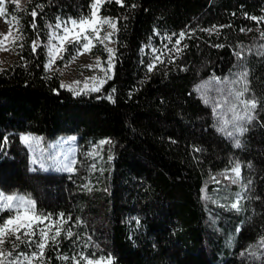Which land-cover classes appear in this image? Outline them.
I'll list each match as a JSON object with an SVG mask.
<instances>
[{
    "label": "trees",
    "instance_id": "obj_1",
    "mask_svg": "<svg viewBox=\"0 0 264 264\" xmlns=\"http://www.w3.org/2000/svg\"><path fill=\"white\" fill-rule=\"evenodd\" d=\"M91 4L27 0L16 9L7 3L23 39L13 63L0 71V188L27 193L39 214H63L64 231L45 249L44 264H70L77 252L109 256L111 264H264L241 255L264 237V56L256 54L264 40L258 31H240L264 32V20L248 18L264 17V0H123V6L105 0L100 14L118 21L111 78L99 92L74 95L44 67L48 25L58 17L88 16ZM214 25L224 27L203 31ZM181 31V48L188 47L149 73L146 45L167 36L174 41ZM241 44L245 58L238 61L234 50ZM241 64L249 70L246 96L259 103L236 147L217 131L212 104L197 88ZM22 133L46 140L76 135L74 170H32ZM101 140L110 143L102 144L101 169L93 171L86 153ZM234 159L251 182L241 210L207 206L201 192L206 178Z\"/></svg>",
    "mask_w": 264,
    "mask_h": 264
},
{
    "label": "snow or ice",
    "instance_id": "obj_2",
    "mask_svg": "<svg viewBox=\"0 0 264 264\" xmlns=\"http://www.w3.org/2000/svg\"><path fill=\"white\" fill-rule=\"evenodd\" d=\"M12 2L16 3L17 8H20L19 0H12ZM107 2H115L117 4H120L123 6V0H107ZM105 3V0H92L91 7V14L88 16H83L79 20L68 18L67 20H60V18H57V22L55 23V29H62L63 35H57L55 33L51 34L49 37V45L48 48V55L49 60L44 65L45 69H49L52 67V65L55 63L56 59L58 58L57 55H54V52L58 53L60 51L66 50L68 46L70 45H82L83 49L85 51H89L93 47V34H95V39L98 40L101 44L104 43L105 40L111 42V37L113 32L117 31V24L118 21L113 20L110 17L100 16L99 15V9L101 5ZM42 6L37 5L36 8H34L31 12V16L33 17V23L31 24V27L33 29L36 28L35 24V18L37 15H39V12L37 11L38 8ZM132 7H135V5H132ZM6 11V4L5 0H0V14L5 13ZM247 15V14H246ZM249 19L253 21H259L264 20V17H256L251 16L248 17ZM19 21L17 22V31H19ZM68 25H72V28H69ZM79 26L78 30L76 29V26ZM107 25L111 31H108L104 34V36L101 38L99 34V30L104 26ZM49 27H52L51 25ZM218 27L222 28L224 26H212V28L209 29H203V31L209 32L210 34L217 31ZM241 32H251V29H240ZM10 34V33H9ZM7 35H5V39H7ZM260 38L264 40V32H260ZM185 32L181 31L179 33V38L175 40V44L171 49H168V51L175 52V56H171V62H175V60L179 57V55L182 53L183 49H186L188 47L187 44H183V47L181 48V42L185 39ZM55 37L56 39L60 40V48H56L54 44H52V39ZM15 39H23L22 36H17ZM166 40L171 41L173 39L172 36L165 37ZM85 41H87L85 43ZM3 42L0 41V44ZM217 48H223L225 47L224 44H215L213 45ZM32 50L35 53L37 51V42H32ZM40 47H43V45H40ZM146 47H151L152 53H157L160 50L156 47H152L149 43L146 45ZM167 48V44L164 46ZM237 48L240 49L239 51L234 50V55L237 57L238 61H243L244 56V46L237 45ZM4 50H8L5 48ZM107 52L109 53V61L107 65V69L105 70V75L107 76V71H110L113 68V59L115 56L114 50L112 48H107ZM141 52L144 51V48L142 47L140 49ZM77 52H79V48H77ZM249 53H251V49L248 50ZM257 55L264 56V43L260 44L258 46V50L256 52ZM157 62L163 63L164 61L161 59L160 56H155L152 62L148 63L146 65L147 71L149 73L153 72V70L157 66ZM142 63H144L142 61ZM97 66H99V58H97ZM86 67H92V65H87ZM3 69H0L2 71ZM233 78L230 77H216L213 76L210 78V81L204 82L197 90L201 91L202 93V99L205 104H212V114L217 119L218 127L217 131L223 133L229 138L235 139V146L240 147L241 140L238 138V136H243L245 132L248 131V128L245 126L247 124H250L254 119L255 115L254 112L257 109L259 101L253 96L246 98L245 94L250 92V80H249V70L247 67H245L243 64L240 65V70L234 72L232 74ZM110 79L111 77H107ZM92 79H95L93 77ZM211 81H214L217 84H223L225 85L224 88L214 89L218 93L221 94V96H227L228 99L224 100L223 102L221 100H216L213 98H210L208 96V86ZM104 81H102L103 83ZM76 83H79L78 81ZM239 85V87H236ZM64 87L65 85H61ZM81 91H84L83 89ZM90 91L99 92V87H93L90 89ZM114 91V90H113ZM74 95L81 94L80 92H74ZM108 99H112L111 96L108 97ZM227 105L226 109L224 105ZM230 113V116L228 115ZM243 122V123H241ZM232 126V130H228V126ZM238 134V135H237ZM69 139L75 140V137H70ZM20 140L23 144L29 145L30 142L33 140H36V138L31 137L29 135H21ZM39 141H37L38 143ZM4 143H8V138H4ZM101 144L104 143H110V141H101ZM111 159V157H109ZM34 164L36 163V160L32 161ZM76 162L75 160H67V162L62 164V167L60 170L72 172L73 167ZM41 167H43V162L40 164ZM34 170V169H33ZM229 172L231 173L229 175ZM222 175L225 176L226 179H229L232 184H237L240 181L241 178V165L237 162L234 164L233 167H231L228 172L223 173ZM218 182V181H217ZM249 181V185H250ZM247 188V185H245ZM244 199V197L240 193L235 194V200L230 203V205H227L232 210L240 211L241 210V201ZM34 205L35 201L27 198L24 195L14 194V195H5L3 192H0V214L4 212H13L14 215L8 217L7 219H3L2 224H0V246L4 245L5 243H11V249L4 250L3 247H0V264H32L33 260L37 258L38 254L36 251H32L31 254L20 252L19 248L22 243L25 242V240L28 241V243H32L33 241L30 240V237H33L35 235L34 231H28L29 229H34L38 224L44 223L45 220L49 219V217H41V215L34 214ZM2 218V217H0ZM60 218L63 219V214H60ZM239 231V229L237 230ZM61 234L60 227H56V233L55 235L49 236V233L46 231L41 230V237L40 242L35 245L37 249H39V256H43L44 249L46 247V244L49 240L54 244L56 242V237ZM23 236V239H22ZM67 236L72 237L73 233L71 230L67 231ZM14 238V239H13ZM19 242V243H17ZM256 250H253V246L249 247V250L247 253H242L241 255H251L254 259H261L264 260V251L260 252V255L257 256V251L260 249H264V237H262L255 246ZM64 259H69V257H64ZM76 264H101L100 261H94L92 259H88L86 255H80L77 257H72ZM109 264H111V257H109Z\"/></svg>",
    "mask_w": 264,
    "mask_h": 264
},
{
    "label": "rangeland",
    "instance_id": "obj_3",
    "mask_svg": "<svg viewBox=\"0 0 264 264\" xmlns=\"http://www.w3.org/2000/svg\"><path fill=\"white\" fill-rule=\"evenodd\" d=\"M26 1L27 0H19L20 8L26 3ZM8 2H12V0H5L6 11L5 13L0 14V41L3 42L2 44H0V69L8 67L13 63V61L16 58L17 48L21 40V39L19 40L15 39L18 35L20 36V32L17 31L18 20L14 14L12 13L10 14L7 11ZM13 4L15 5L16 9H19L17 8L16 3L13 2ZM99 15L102 16L100 14V9H99ZM68 18L79 20L81 17L79 18L64 17V18H60V20H67ZM56 22L57 20L54 23L48 25V38L46 41V63L49 60L48 48L50 47V45L48 42L50 35L53 33L57 35L64 34L62 29H55L54 26ZM50 25L52 27H49ZM68 27L72 28L73 26L68 25ZM78 28L79 26L77 25L76 29L78 30ZM252 30L258 32L262 31L259 27H253L251 28V31ZM108 31H111V29L107 25H104L99 30V34L101 38ZM115 33L116 31L113 32L112 34L111 42L105 40L103 44H101L98 40H96L95 34H93V47L89 51H85L82 45L77 44V45H70L67 47L66 50L60 51L58 53L54 52V55H57L58 58L56 59L55 63L52 65L51 68L46 69L47 73L48 74L56 73L57 75H59L61 84L65 85L64 87L69 88L74 92H87L90 91V89H92L93 87H99L101 89L105 81L108 79L107 77H110L112 73V69H111L110 71H107V76L105 75V70L107 69V65L109 61V53L107 52L106 49L112 48L113 50H115ZM248 33H249L248 31H245L246 35H248ZM6 34H8L7 39H5ZM163 40H160L159 44L150 43L152 47L158 48L160 50L159 52L154 54L152 53L151 47L147 48L146 53L150 56L149 58L151 62L155 56H160L162 60H168L170 59L171 56H175L174 51L171 53L168 51V49H171L175 44V40L174 41L172 40L163 41ZM86 42L87 41H85V43ZM52 44H54L56 48H60V40L56 39L55 37H53L52 39ZM165 44H167L168 46L167 48L164 47ZM5 48H7L8 50H4ZM77 48H79V52H77ZM97 58H99V66H97ZM87 65H92V67L90 68L86 67ZM93 77H95V79H92ZM227 77L233 78L232 74L228 75ZM77 81L79 83H76ZM102 81L104 82L102 83ZM206 81H210V80H205L204 82ZM204 82L202 84H204ZM224 87L225 85L223 84H217L214 81H211L209 83L207 90L208 96L210 98L221 100L223 102L224 100L228 99V97L226 95L222 97L221 94L215 91L214 89H219ZM236 87H239V85H237ZM82 89L84 91H81ZM224 107L226 109L227 105L225 104ZM228 115L230 116V113ZM228 130H232L231 125L228 126ZM21 135H29L31 137L36 138V140L30 142V146L24 144L29 154V164L32 170L41 169V170L68 172V171L60 170L62 164L67 162V160H75V162L77 160V151L79 148H78L76 135L60 134L52 140H46L43 138L42 135L35 133H22L20 134V136ZM70 137H75L76 139L71 140L69 139ZM239 137L240 136H238V138ZM232 140H234V144H235V139L232 138ZM37 141L39 142L37 143ZM101 141L92 144L90 149L86 153L87 156L90 158V160H92L91 170L93 171L101 169V167H99V164L101 163V161H103L101 157L102 156L101 154L102 144L100 143ZM33 160H36L35 164L32 162ZM41 162H43L44 165L43 167L40 166ZM237 162L241 165V178L239 183L232 184L231 181L229 179H226L225 176L222 174L228 172V170H230L231 167H233L234 164ZM75 164L72 165L73 170ZM242 164L243 163L241 161L234 159L232 161V166H230V168L218 173H213L208 175L201 188L202 198L207 206H209V204H212L213 206L217 205V206H223L225 208H229L227 205H230V203L235 200L236 193H240L244 197V199L246 198V195L248 194L249 181H247L244 176L242 170ZM230 174L231 173L229 172V175ZM245 185H247V188L245 187ZM0 192H3L5 195H14V194L24 195L27 198L32 199L30 195H28L27 193H22L17 191L7 192L2 190L1 188H0ZM243 200L241 201V204ZM34 214L41 215L42 218L47 217L45 215L37 213L35 205H34ZM12 215H14L13 212H4L0 214V217H2L0 218V224H2L3 219H7ZM64 223L65 220L61 219L60 216L56 218L49 217V219L45 220L44 223L38 224L34 229H29L28 231H34L35 233L33 237L29 238L33 242L30 244L28 243L27 240H25V242L20 245V247L24 246V250L19 249V251L28 254H31L32 251H36L38 256L36 259L33 260L32 264H44L46 262L44 259L45 257L44 253L42 257L39 256V249L35 247V245L40 242L41 230L48 232L49 236H52L55 235L56 227L58 226L60 227L62 233L64 231ZM237 233L238 231H236L234 238L236 237ZM57 238L58 236L56 237V241ZM52 244L53 243L51 242V240H49L46 244L45 249L48 246L50 247ZM0 247H3L4 250H9L11 249V243H5ZM80 255H84V254L82 252H77L74 253L72 257H77ZM88 259H92L94 261H100L101 264H109V256L88 257ZM70 264H76V262L73 259H71Z\"/></svg>",
    "mask_w": 264,
    "mask_h": 264
}]
</instances>
